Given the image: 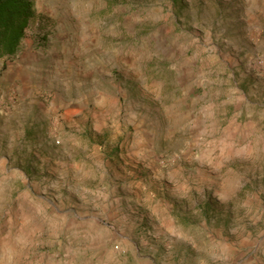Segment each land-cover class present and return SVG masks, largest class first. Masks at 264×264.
I'll list each match as a JSON object with an SVG mask.
<instances>
[{"label":"rangeland","instance_id":"1","mask_svg":"<svg viewBox=\"0 0 264 264\" xmlns=\"http://www.w3.org/2000/svg\"><path fill=\"white\" fill-rule=\"evenodd\" d=\"M0 58V264H264V0H33Z\"/></svg>","mask_w":264,"mask_h":264},{"label":"trees","instance_id":"2","mask_svg":"<svg viewBox=\"0 0 264 264\" xmlns=\"http://www.w3.org/2000/svg\"><path fill=\"white\" fill-rule=\"evenodd\" d=\"M33 17V0H0V58L16 52Z\"/></svg>","mask_w":264,"mask_h":264}]
</instances>
